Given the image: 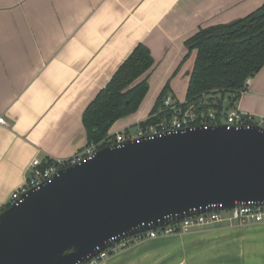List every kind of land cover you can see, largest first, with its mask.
<instances>
[{
    "label": "crops",
    "instance_id": "1",
    "mask_svg": "<svg viewBox=\"0 0 264 264\" xmlns=\"http://www.w3.org/2000/svg\"><path fill=\"white\" fill-rule=\"evenodd\" d=\"M263 4L0 0V117L7 122L0 123V210L25 181L34 158H66L85 148L84 111L139 43L155 61L145 74L149 91L136 112L113 124L110 135L136 130L167 83L170 94L186 99L197 53L189 51L188 38ZM235 107L264 116V66ZM209 225L135 242L100 264H264V223Z\"/></svg>",
    "mask_w": 264,
    "mask_h": 264
},
{
    "label": "water",
    "instance_id": "2",
    "mask_svg": "<svg viewBox=\"0 0 264 264\" xmlns=\"http://www.w3.org/2000/svg\"><path fill=\"white\" fill-rule=\"evenodd\" d=\"M264 204V132L225 124L103 146L0 212V264H78L114 236ZM99 247V250H98Z\"/></svg>",
    "mask_w": 264,
    "mask_h": 264
},
{
    "label": "trees",
    "instance_id": "3",
    "mask_svg": "<svg viewBox=\"0 0 264 264\" xmlns=\"http://www.w3.org/2000/svg\"><path fill=\"white\" fill-rule=\"evenodd\" d=\"M185 44L189 51H197L186 101L195 102L205 96V100L211 103L207 106L221 109L223 99L227 97L229 106H235L247 89L246 79L264 66V4L245 17L200 28ZM154 62L150 49L139 43L120 65L83 113L88 143L104 145L113 124L139 109L149 91L148 76L145 74ZM168 92L170 86L167 83L150 115L161 108L163 99L170 94ZM155 120L157 117L148 118L147 122ZM50 162L47 160L46 163Z\"/></svg>",
    "mask_w": 264,
    "mask_h": 264
},
{
    "label": "built area",
    "instance_id": "4",
    "mask_svg": "<svg viewBox=\"0 0 264 264\" xmlns=\"http://www.w3.org/2000/svg\"><path fill=\"white\" fill-rule=\"evenodd\" d=\"M252 77L246 79L248 87ZM244 92V91H243ZM204 99V100H203ZM205 96L195 102L188 103L185 100L175 98L168 94L163 99L161 108L154 114L149 115L136 127L135 132L123 131L110 135L103 143H88L79 153L66 158H48L41 160L34 158L28 168V175L25 181L13 190L8 205L20 203L24 200L28 192L34 188H40L43 184L53 180L54 176L61 169L81 163L92 158L103 146H113L121 144L126 140L153 139L167 133H177L186 130H194L197 127L209 128L211 125L225 124L230 128H252L257 127L264 132V116H255L248 112H243L235 106H229L228 98L222 102V108L214 107ZM216 104V103H215ZM153 122H147L148 118H156ZM0 123L6 124V120L0 117ZM51 160L50 163H46ZM215 209L201 214H194L182 219L179 225L172 223L155 229L139 232L125 238L114 236L110 239L111 244L104 250H99L95 255L89 254L85 261L78 264H100L110 255L118 253L129 247L132 243L155 238L161 235L174 234L182 229L209 225L220 221L235 222L240 226L252 223H264V204L254 201L237 203L232 209Z\"/></svg>",
    "mask_w": 264,
    "mask_h": 264
},
{
    "label": "rangeland",
    "instance_id": "5",
    "mask_svg": "<svg viewBox=\"0 0 264 264\" xmlns=\"http://www.w3.org/2000/svg\"><path fill=\"white\" fill-rule=\"evenodd\" d=\"M168 93H170V92H168ZM167 93V94H168ZM132 130V132H135V128H132L131 129ZM203 226H211V225H203ZM203 226H197V227H203ZM197 227H195V228H197ZM180 232V231H179ZM170 235V234H169ZM136 243H132L130 246H133V245H135ZM139 244H141V243H139Z\"/></svg>",
    "mask_w": 264,
    "mask_h": 264
}]
</instances>
